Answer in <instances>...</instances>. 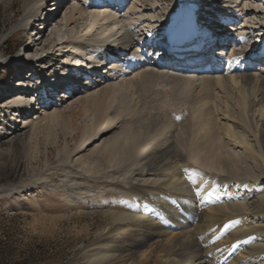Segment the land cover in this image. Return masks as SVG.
I'll return each mask as SVG.
<instances>
[{"label":"bare ground","instance_id":"1","mask_svg":"<svg viewBox=\"0 0 264 264\" xmlns=\"http://www.w3.org/2000/svg\"><path fill=\"white\" fill-rule=\"evenodd\" d=\"M168 1L126 0L118 10L108 0H59V6L53 8L54 2L52 11L44 12L48 0H22L16 25H32L31 29L38 21L43 23V18L48 23L54 9L65 6L62 20L71 27L66 39L46 40L37 58L22 61L31 67L29 72L34 63H43L54 53L63 64L72 61L56 67V87L66 85L60 98L82 92L80 86L96 88L118 76L125 79L79 98L75 111L55 109L43 117L47 126L71 128L73 132H63L62 139L68 145L71 137L77 151L103 139L79 157L86 171L100 173V167H110L111 174H116L126 169L125 180L109 181L112 188L99 195L106 198L99 206L110 209L104 208L102 222L83 245V259L85 264H264V227L255 225L257 219H264V62L251 49L255 36L248 35L264 29V0H246L250 6L258 2L263 9L259 11L233 10L242 0H223L222 4L203 0L204 28L198 31L190 26L189 45L179 46L191 49L178 54L169 51L162 58L158 47L147 44L144 48L146 41L158 44L164 39L155 35L160 25L186 29L191 21L187 10L198 0H176L175 6L165 4ZM158 2L167 5L165 20L153 16ZM255 12H260L257 26L249 20ZM238 18L240 28L235 22ZM217 22H221L219 27H211ZM247 25L249 30L258 29L243 31ZM229 31H233L232 38L227 39ZM33 35L26 48H37L44 33L37 30ZM212 53L218 54L219 61L208 60ZM179 54L185 58L178 59ZM4 61L18 64L15 58ZM151 64L155 69L141 71L134 81L126 79ZM64 71L67 78L61 77L59 83ZM201 72L198 83L193 77ZM26 84L23 92L3 91L12 97L14 112L20 105L25 114L34 111L32 84ZM47 89L44 84L36 87L38 98L44 97L49 107ZM215 91L233 93L234 103L228 105V95L223 100L221 116L215 112L221 100L214 106L211 101ZM172 105H182L177 107L182 115L175 120L178 128L166 118ZM75 113L89 115V123L78 124ZM29 118L24 117V122H30ZM113 129H117L114 134L106 136ZM239 145L244 149L241 153L235 150ZM61 155L66 157L68 152ZM250 166L256 168L255 174Z\"/></svg>","mask_w":264,"mask_h":264},{"label":"rangeland","instance_id":"2","mask_svg":"<svg viewBox=\"0 0 264 264\" xmlns=\"http://www.w3.org/2000/svg\"><path fill=\"white\" fill-rule=\"evenodd\" d=\"M53 3L54 0H48L44 4L43 11H52L55 8L51 7ZM165 4L175 6L176 0H169ZM165 4L161 5L158 2V8L153 16L159 15L161 20H165V6H167ZM247 7L257 11L263 10L258 2H252L250 6L246 0H242L239 6H233V10L240 11ZM64 9L65 6L54 9L56 12L48 23H45L46 18H43V23L38 21L34 29H31L32 25H16L20 14H22V0H0V264H85L82 247L90 240L98 224L102 222L103 211L110 209L105 205L99 206L98 202L105 201L103 200L105 195L103 197L99 195L105 189L112 188L109 181H123L126 177V169H122L116 174H111L110 167H100L99 174L86 171L85 163H80L79 157L101 144L103 139L100 138L94 142V147L91 145L89 149L86 147L84 150L77 151L71 137L68 138V145L62 139L63 132H69V134L73 132L71 128H61L59 125L47 126L43 119L48 112L51 113L55 109L66 111L72 108L75 111L79 98L97 91L109 82L121 84L125 79L118 76L111 81L101 83L96 88L80 86L79 89L82 92L71 98H60L61 96L58 94L63 89L65 90L66 85L59 84L61 86L56 87L55 81L58 78L55 81L53 79L58 72L56 67L60 68L63 65L61 59L55 60L57 53L51 55L43 63H34L33 72L28 70L31 67L23 65L22 61L25 62L29 58L35 59L41 54L42 51H38V49L43 46L46 40L52 39L55 43L66 39L71 27L66 26L62 20ZM259 13L255 12L249 19L255 26H257ZM89 19L87 16V22L90 21ZM235 22L237 27L242 26L241 18L236 19ZM255 29L258 28L252 27L249 30L247 25L243 31H254ZM37 30L44 33L39 45L37 48H26L27 45L32 44L33 34ZM232 33L233 31L227 33V39L232 38L229 35ZM251 34L252 32L248 35L251 36ZM144 48H147V43ZM235 49L241 55L240 45H236ZM212 54L208 60L219 61L218 54ZM229 55V53L225 54L227 58L230 57ZM5 57L17 59V69L14 64L4 61ZM200 57L203 60L201 55ZM153 61L155 59L151 62ZM205 62L203 61L202 65ZM122 63L124 61L120 62V64ZM105 65L108 69L107 63ZM224 67L226 68V65ZM153 68L155 69L152 64L146 65L142 70L135 71L131 75L128 74L126 79L128 77L134 81L141 71ZM164 71L179 73L172 69ZM202 74L203 72L199 76L194 75L193 78L198 79L196 81L199 83ZM216 75L218 74L211 73L209 76L216 77ZM18 80H21L23 86L18 84ZM89 80L94 83L92 77ZM27 81L32 84L30 85L32 86L30 97L36 98L34 111L25 114L24 106L20 105L19 111L23 112L22 114L20 112L19 115V111H13L15 107L10 102L12 97L4 95V92L7 90L20 92L27 85ZM59 83H61L60 79ZM43 84L46 85V88L51 89H47L52 103L49 107L45 106L44 97L38 98L39 91H36V87L43 86ZM76 86L79 87V84L77 83ZM231 94L233 95L232 92L229 95V93L218 91L213 93L211 99L214 103L213 106L218 104L219 99L221 100L215 109L218 116H221L224 110L223 100L225 97L227 98L226 95H228L227 100L230 99L229 104L226 103L228 105L234 103L233 97H230ZM133 98L131 97L132 100ZM227 100L225 99V101ZM179 106L182 105L169 106L168 115H166V118L169 117L175 122L173 125L177 128L180 125L176 124V121L178 122L179 117H182L181 113L177 111ZM29 115L30 122H24V117ZM75 117L78 124L90 121L89 115L79 116L75 113ZM261 117L257 116V119ZM219 121L217 120V125L220 124ZM223 122L221 121V123ZM173 125L172 127H174ZM16 129L18 130L16 131ZM116 130H111V133L109 132L106 136L114 134ZM223 139L227 140L225 137ZM227 146L232 151V147ZM58 147L63 149L62 152H68V156L62 157V152ZM235 150L241 153L244 149L239 145ZM250 167L255 174L256 168ZM96 180L105 182L96 184ZM261 186H264V182ZM251 220L254 219L251 218ZM257 221L255 225L264 227V219H257Z\"/></svg>","mask_w":264,"mask_h":264}]
</instances>
